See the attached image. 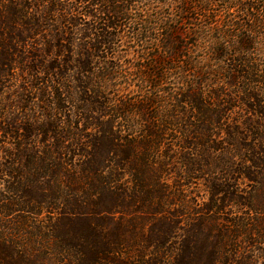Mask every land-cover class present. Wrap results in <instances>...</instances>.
Segmentation results:
<instances>
[{
  "label": "trees",
  "instance_id": "1",
  "mask_svg": "<svg viewBox=\"0 0 264 264\" xmlns=\"http://www.w3.org/2000/svg\"><path fill=\"white\" fill-rule=\"evenodd\" d=\"M154 1L0 0V264H264V0Z\"/></svg>",
  "mask_w": 264,
  "mask_h": 264
},
{
  "label": "rangeland",
  "instance_id": "2",
  "mask_svg": "<svg viewBox=\"0 0 264 264\" xmlns=\"http://www.w3.org/2000/svg\"><path fill=\"white\" fill-rule=\"evenodd\" d=\"M171 2H173V0H171ZM155 6H156L155 9L158 10L157 15L159 16L161 15V12L162 13H168V12L175 13V9H174L175 6L173 4L171 3L167 4V3L162 2L161 0H157V2L154 1L149 6V9L153 8V10H148L149 15L150 13L154 12ZM133 24L134 22L127 21L126 26H123L122 28L117 29L116 32H118L121 36V38L118 41V45L114 48L115 50L107 49L106 51V57H107L106 61L112 64L117 70L119 69V71L123 75L122 77H119L120 78L119 80H121L122 82L116 85V90L115 91L110 90L115 96L117 95L126 96L128 93L137 94L136 89L138 90V87L139 86L141 87L140 79H139L140 77L139 74L141 73V71L137 69V67H139V65L143 63V61L141 60L139 56L140 50H141V44L134 39L135 36H133L134 35L133 34L134 33ZM39 38L41 40L35 41V43H33L34 48L32 50H27L28 48L23 50L24 52L23 57L26 56L27 53L31 54L32 52H35V53H38V58L33 60V62L39 63L42 61V63H46L48 60L45 54H46V49L48 47V44L45 43V39H43L42 36H39ZM27 46H30V44H28ZM172 73L173 75L169 76L166 80L167 87H172V88L182 87V80L177 76L176 74L177 72L173 71ZM14 74H15L14 75L15 77H35V76L47 77L41 72L32 73V75L35 74L34 76L29 75L28 73H26V70H22V68H17ZM20 83H21L20 79H17V81L11 82V84H9V86L6 88L7 94L4 93L3 96H0V103L2 102L4 96L6 95L7 96L10 95V97L15 100L16 99L15 91ZM209 86H212V85L210 84L205 85L203 86V89L206 88L207 90L210 88ZM33 98H34V101L36 102L41 101V99H38L39 98L38 92H36L35 96H33L31 99L29 98V100L33 101ZM73 107H71V109H73ZM244 115H245V111L241 109H238L237 112L235 113V117H243ZM222 133L224 134V136L220 140L221 142L224 141V137L226 136L225 132H222ZM243 142L249 143L251 142V138L244 139ZM222 145H225V144L223 143ZM196 187H197V184H193V186L190 187V189L194 188L195 190H192V191H194L197 194H202V196L203 195L205 196L206 191L203 190V188L200 189L201 187L200 188L199 187L196 188Z\"/></svg>",
  "mask_w": 264,
  "mask_h": 264
}]
</instances>
